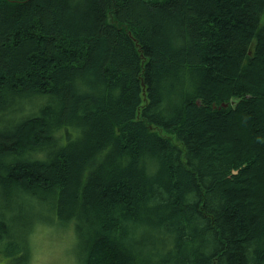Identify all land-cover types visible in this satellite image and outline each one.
Wrapping results in <instances>:
<instances>
[{
    "label": "trees",
    "instance_id": "obj_1",
    "mask_svg": "<svg viewBox=\"0 0 264 264\" xmlns=\"http://www.w3.org/2000/svg\"><path fill=\"white\" fill-rule=\"evenodd\" d=\"M46 225L81 264H264V0H0V252Z\"/></svg>",
    "mask_w": 264,
    "mask_h": 264
},
{
    "label": "rangeland",
    "instance_id": "obj_2",
    "mask_svg": "<svg viewBox=\"0 0 264 264\" xmlns=\"http://www.w3.org/2000/svg\"><path fill=\"white\" fill-rule=\"evenodd\" d=\"M68 228V229H67ZM46 225L39 227L30 246L29 264H81V252L72 227ZM0 264H28L19 257L3 256Z\"/></svg>",
    "mask_w": 264,
    "mask_h": 264
}]
</instances>
